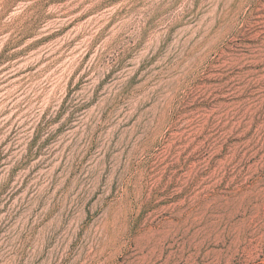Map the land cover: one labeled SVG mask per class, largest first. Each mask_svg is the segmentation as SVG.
<instances>
[{
  "label": "rangeland",
  "instance_id": "rangeland-1",
  "mask_svg": "<svg viewBox=\"0 0 264 264\" xmlns=\"http://www.w3.org/2000/svg\"><path fill=\"white\" fill-rule=\"evenodd\" d=\"M0 264H264V0H0Z\"/></svg>",
  "mask_w": 264,
  "mask_h": 264
},
{
  "label": "trees",
  "instance_id": "trees-1",
  "mask_svg": "<svg viewBox=\"0 0 264 264\" xmlns=\"http://www.w3.org/2000/svg\"><path fill=\"white\" fill-rule=\"evenodd\" d=\"M13 0H4V5L6 6L8 3H10V2H12ZM245 109H241V111H240V114H238V115H241V114H243V111H244ZM260 114H262V112H257L256 114L254 113L253 115L252 114H249L248 115V117L250 116V115H252L253 116V123H252V125H251V129H249L250 131H252L253 129H256V124L258 123V120H257V115H260ZM238 115H237V117H238ZM251 116V117H252ZM237 122H236V126H234V129H237V130H239V131H242V130H244V128L245 127H247V122H241V121H239V118L236 120ZM239 121V122H238ZM255 123V124H254ZM232 127V122H230L229 124H227V129H229V128H231ZM237 127V128H236ZM240 156L237 154L234 158L230 155V156H228V159H231V160H234V159H238ZM221 160H224V159H226L225 157L223 158V156L220 158Z\"/></svg>",
  "mask_w": 264,
  "mask_h": 264
}]
</instances>
